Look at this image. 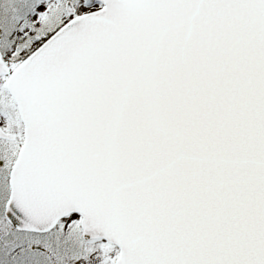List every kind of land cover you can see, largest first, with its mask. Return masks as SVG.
Returning a JSON list of instances; mask_svg holds the SVG:
<instances>
[{"label":"snow or ice","instance_id":"snow-or-ice-1","mask_svg":"<svg viewBox=\"0 0 264 264\" xmlns=\"http://www.w3.org/2000/svg\"><path fill=\"white\" fill-rule=\"evenodd\" d=\"M0 264H264V0H0Z\"/></svg>","mask_w":264,"mask_h":264}]
</instances>
